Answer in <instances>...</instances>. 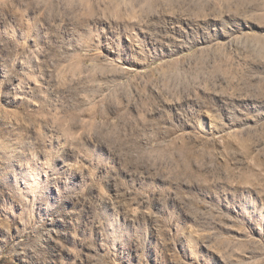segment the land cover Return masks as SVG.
<instances>
[{
  "label": "rangeland",
  "instance_id": "1",
  "mask_svg": "<svg viewBox=\"0 0 264 264\" xmlns=\"http://www.w3.org/2000/svg\"><path fill=\"white\" fill-rule=\"evenodd\" d=\"M0 264H264V0H0Z\"/></svg>",
  "mask_w": 264,
  "mask_h": 264
}]
</instances>
